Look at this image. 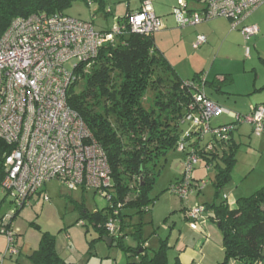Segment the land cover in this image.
I'll return each instance as SVG.
<instances>
[{
    "label": "built area",
    "instance_id": "built-area-1",
    "mask_svg": "<svg viewBox=\"0 0 264 264\" xmlns=\"http://www.w3.org/2000/svg\"><path fill=\"white\" fill-rule=\"evenodd\" d=\"M138 11L125 22H118L111 32H98L93 22L64 16H31L12 22L0 39V140L12 148L5 158V176L1 190L17 209L28 206L30 200L44 186L58 181L69 191H94L107 200L112 185L111 170L106 153L94 139L80 115L68 105L70 88L88 74L101 49L115 44L119 35L129 30L132 34L154 37L164 25L154 11L153 0H141ZM204 9L191 10L186 0H178L173 17L180 28L199 26L225 18L232 30L252 16L264 0H204ZM111 13V9L108 10ZM245 40L259 34L257 26H244ZM206 43L199 36L194 48ZM249 57V49L246 50ZM77 59L72 70L67 64ZM206 74L195 81H185L190 102L183 123L190 124L185 137L194 131L201 137L216 136L228 140L236 124H248L257 136L264 134V107L258 106L241 115L211 101L205 93ZM228 116L231 122L214 127L212 120ZM181 142L178 150L184 151ZM213 145L207 146L212 151ZM199 156L194 151L185 159L183 179L170 191L182 200L192 192V175ZM45 202L50 199L46 195ZM199 207L187 213L192 220L203 218ZM118 215V211L114 212ZM13 215L2 219L7 237L6 250L0 264L20 254L17 236L10 225ZM84 226L83 222L78 223ZM198 228V226H196ZM110 235H117L118 221L106 223Z\"/></svg>",
    "mask_w": 264,
    "mask_h": 264
},
{
    "label": "trees",
    "instance_id": "trees-1",
    "mask_svg": "<svg viewBox=\"0 0 264 264\" xmlns=\"http://www.w3.org/2000/svg\"><path fill=\"white\" fill-rule=\"evenodd\" d=\"M92 1L88 0V3ZM94 1L99 2L100 9L104 7V0ZM186 1L188 5L189 2L201 4V10L204 9V0ZM73 2L0 0V39L18 18L41 15L69 17L66 12ZM136 11L127 13L123 18H115V21L124 23ZM153 38L127 30L119 35L115 44L103 46L88 74L81 73L80 79L70 88L68 105L89 127L106 153L111 170L110 205L94 213L82 210L83 218L96 228L100 239L110 237L113 243L128 253L138 254L139 250H143L139 254L140 264H169L168 241H161L159 248L150 255L145 248L147 240L143 238L144 223L141 220L131 225L128 219L134 215L142 219L156 203L158 197L152 198L150 194L157 177L154 168L161 157L178 150L181 142L186 144L185 150L180 151L185 153V159L194 151L199 161L205 160L207 170L214 172L215 199L219 198L221 191L231 183L237 165L241 145L234 142L233 134L240 124L235 125L228 140L211 135L201 137L194 131L185 137L181 126L186 124L183 119L191 96L182 89L185 81L178 77L155 46ZM203 74L187 81H195ZM149 90L154 93V105L146 109L144 100ZM209 144L213 145L212 151H207ZM11 152L12 148L0 140V186L5 176V158ZM133 182L137 184L131 186ZM227 200L225 197L219 204L214 202L206 210L210 213L209 219L217 224L222 234L224 260L217 264H230L231 261L264 264V186L249 197L239 198L234 207ZM116 210L118 215L115 216ZM187 213L186 217L197 223L196 226L202 223L204 215L195 221ZM111 218L118 221L122 236L110 235L107 231L106 223ZM10 226L13 227V224ZM126 232H129L136 247L124 246ZM28 259L31 264H68L57 251L56 237L49 233L42 234L38 249ZM174 264L181 262L177 258Z\"/></svg>",
    "mask_w": 264,
    "mask_h": 264
},
{
    "label": "rangeland",
    "instance_id": "rangeland-1",
    "mask_svg": "<svg viewBox=\"0 0 264 264\" xmlns=\"http://www.w3.org/2000/svg\"><path fill=\"white\" fill-rule=\"evenodd\" d=\"M135 1L132 0V3L134 4ZM130 2L131 0H104V7L97 10V7L99 8L100 6L97 1L89 4L88 0H74L72 7L66 12V15L77 20L93 22L98 32H109L117 24L115 18L125 15ZM177 2L178 0H153L154 11L157 16L165 18L170 15L172 8L177 5ZM110 9L112 10V14L108 13ZM95 10L96 12H94ZM248 47L252 50L251 60L245 63L247 64L248 73L241 74V68H238V72H235L237 80H243L246 76H255V73H258L261 78L264 77V46L263 51H255L253 47H256V44L250 41ZM166 49L173 60L180 62L183 59L187 75L192 73L190 67L192 69L196 68L191 63V57L193 58L194 55L193 51L185 50L186 48L183 46H179L180 50H174L170 44L167 45ZM178 55L182 57L179 58ZM207 58H209L210 63L208 68H205V74L209 73L211 64L215 61L210 55H207ZM77 63V59L72 60L67 64V68L72 70L73 66ZM232 90H237V88H233ZM212 97L215 100L220 98L216 94L212 95ZM228 98L231 97L227 96L225 100L233 102L236 99L238 104L241 102L246 104L248 101L247 97ZM153 105L154 93L152 90H149L144 100V107L151 109ZM234 109L236 110L237 108ZM230 122L231 119L228 116H222L219 119L212 120V125L217 127ZM240 126H245L244 130L246 131L249 125L243 124ZM181 130H183V135L186 134L190 130V124L186 123L182 125ZM250 135L253 139L252 145L248 140ZM245 136L247 137L246 142L241 143L237 155V169L233 171L232 181L221 191L217 199H215L213 184L215 174L207 170L204 159H201L195 167L192 175L193 189L187 200H182L178 195L170 191L171 186L183 179L185 153L179 150H172L165 157L163 156L159 159V163L154 168L157 177L150 193L152 198L158 197L156 203L150 208L148 213L142 216V219L138 215H134L128 219V224L131 225H136L141 220L144 223L143 238L147 240L150 255H152L154 250L159 248L161 241H169L170 239L171 243L174 244L179 230L185 225L182 212L183 207L188 208V211L199 207L203 208L205 210L203 215L207 224L220 235H217V237L222 238L217 224L209 219L210 213L206 211L208 205L214 202L219 204L227 197L229 198L227 200L228 204L235 206L239 198L249 197L264 186V183L261 186L258 185V176L264 172V146H259L258 141L262 140L261 137H264V135L257 136L251 130L249 133H245ZM208 138H206V141L209 140ZM252 169L256 170L252 172L250 177L244 179V176ZM133 183L131 186L137 184ZM46 195L50 199L49 202L43 200V197ZM29 203L28 206L17 209L16 205L12 203L11 198L2 192L0 187V219H6L13 215L14 219L11 220V223L19 239L20 247H18L23 251L19 263L14 262L13 264H31L28 256L38 249L43 233H49L56 237L57 251L68 264H140L139 254L128 253L120 246H109L103 238L100 239L99 232L94 226L90 225L89 220L83 218L81 214L82 210L94 213L98 210L102 211L110 205L107 199L94 191L80 189L72 192L60 182L53 181L45 185L42 191L35 195ZM80 221L85 226H79L78 223ZM174 222H177V226L173 231L172 238H170ZM3 225L4 221L0 220V246L5 243V248L0 258L7 246V237L4 233L5 229ZM199 232L202 234L201 231ZM128 233L123 242L124 246L126 248L134 247L133 239ZM117 235L122 236L119 230L117 231ZM16 258L18 257L13 259ZM9 261H5V263L10 264ZM230 264L235 263L231 261Z\"/></svg>",
    "mask_w": 264,
    "mask_h": 264
},
{
    "label": "crops",
    "instance_id": "crops-1",
    "mask_svg": "<svg viewBox=\"0 0 264 264\" xmlns=\"http://www.w3.org/2000/svg\"><path fill=\"white\" fill-rule=\"evenodd\" d=\"M93 2L94 0L92 3ZM140 5L141 0H136L134 4L131 0L125 15L129 12L139 9ZM189 7L194 11L201 10L203 8L201 4H196L193 2H189ZM174 8L175 7L172 8L170 15L167 17H160L164 27L154 36L153 39L155 46L164 55L165 59L175 70L178 77L183 81H187L195 78L199 74H205V68H208L210 63V57L207 59L206 57L207 55H210L211 58H214L215 60L211 64L209 73H206V95L211 101L224 108H227L228 110L242 115L250 113L251 110L258 106L264 107V90L262 91L264 88V77L261 78L258 73H255V76H246V78L243 80H237L235 78V72H238V68H241V74L248 73L246 68L247 64L245 63L250 61L252 58V50L248 47L250 41L256 44V47H253L255 51H263L264 5L261 6L252 16H250L240 27V29L244 26L258 27L259 34L249 40L244 39L240 29L232 30L231 21L225 18H218L199 26L180 28L178 27L175 18L172 15ZM97 10H100V7H97ZM94 12H96V10ZM124 16L118 18H123ZM199 36H205L206 43L201 45L198 49H195L194 44ZM168 44L172 45L174 50H180L179 46H183L186 48L185 50H191L194 52L193 58L191 57V63L193 66H196V68L192 69L190 67V70H192L190 75L186 74V65H184L183 59H181L180 62H177V60H173L172 57H170L166 49ZM247 49H249V57H247L246 54ZM178 56L179 58L182 57L181 55ZM233 88H237V90H232ZM215 94L220 97L217 100L220 99L221 101L213 99L212 95ZM227 96L231 97L232 99L234 97H247L248 101L246 104H243L242 102L238 104L236 99H234L233 103L229 102L230 100H225V97ZM233 108H237V111L235 109L233 110ZM244 128L245 126H238L235 130L233 134V140L235 143L241 145V143L246 142L247 137L245 136V133H249L251 130H253L252 126H247L246 131ZM261 139L262 140L258 141V144L259 146L263 147L264 137H261ZM248 140L252 145L253 139L251 135L249 136ZM236 169L237 165L234 170L236 171ZM255 170L256 169H252L249 171V173L244 176V179L250 177L252 172ZM258 183L260 186L264 183V172L262 175L258 176ZM230 206L234 207V205ZM187 210L188 208L186 207H183L182 209L185 225L179 230L178 237L176 238L174 244L171 243L170 239L168 241L170 247V250L168 251L169 264H174L177 258L180 260L181 264L220 263L222 260H224L222 238L217 237L219 234H217V232H215V230H213V228L207 224L205 219H203L202 223L198 225L197 228V223H194L186 217ZM176 226L177 222H174L173 227L171 228L172 232L170 233V238H172L173 231L175 230ZM199 231H201L202 234H200ZM17 243L19 246L20 244L18 237ZM134 244V247H136V243ZM4 248L5 243L0 246V255L2 254ZM145 248H148L147 243ZM19 250L20 254L15 256L18 258L9 259L11 261L7 260L10 262V264H13L14 262L19 263V259L23 253L22 249L19 248ZM142 253L143 250L138 251V254ZM232 262L235 264H245L244 262L240 261Z\"/></svg>",
    "mask_w": 264,
    "mask_h": 264
},
{
    "label": "water",
    "instance_id": "water-1",
    "mask_svg": "<svg viewBox=\"0 0 264 264\" xmlns=\"http://www.w3.org/2000/svg\"><path fill=\"white\" fill-rule=\"evenodd\" d=\"M103 240L109 245V246H117L116 243H113V239L110 237H104Z\"/></svg>",
    "mask_w": 264,
    "mask_h": 264
}]
</instances>
